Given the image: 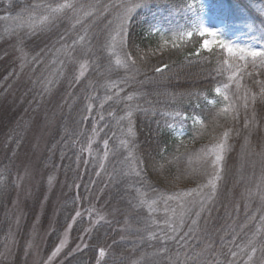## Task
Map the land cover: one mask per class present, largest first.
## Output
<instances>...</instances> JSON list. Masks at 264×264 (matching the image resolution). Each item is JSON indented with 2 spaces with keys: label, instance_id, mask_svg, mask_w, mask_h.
Here are the masks:
<instances>
[{
  "label": "trees",
  "instance_id": "trees-1",
  "mask_svg": "<svg viewBox=\"0 0 264 264\" xmlns=\"http://www.w3.org/2000/svg\"><path fill=\"white\" fill-rule=\"evenodd\" d=\"M190 2L201 6L200 0H0V42L15 40L0 52V251L11 239L15 264L36 219L42 231L49 228L44 261L86 184L93 178L106 184L103 176L111 193L106 207L119 218L96 226L87 247L60 264H176L177 254L181 264H264V207H256V198L264 199V186L256 185L264 184V65L205 50L197 34L182 38L176 21L188 22ZM66 4L72 7L51 12ZM125 4L139 6L130 13V39L121 43L114 29ZM242 4L226 3L231 28L252 26L264 12ZM15 48L19 56L7 61ZM67 90L40 164L63 182L64 201L54 215L37 214L42 187L24 196L17 220L15 157L29 118L43 100ZM194 116L199 125L191 124ZM220 143L225 150L216 162L212 150ZM229 187L250 199L245 217L238 229L223 217L208 230L226 209L220 200ZM84 225H76V236Z\"/></svg>",
  "mask_w": 264,
  "mask_h": 264
},
{
  "label": "rangeland",
  "instance_id": "rangeland-1",
  "mask_svg": "<svg viewBox=\"0 0 264 264\" xmlns=\"http://www.w3.org/2000/svg\"><path fill=\"white\" fill-rule=\"evenodd\" d=\"M242 2L249 4V7L252 10L257 7L259 8L260 5L262 7L264 6V0H200L201 6L195 2L188 3L184 9L185 16L183 18L188 22L181 23L180 20L176 21L179 35L182 38L190 39L193 34H197L203 39L202 46L205 50H211L213 48L224 49L226 55L231 58H235L243 63L251 61L250 57H245L244 60H240L235 54L230 55L226 48H223L220 44V41H223L225 44L246 46L258 50L261 47H264L261 39L264 38V12L260 13L258 20H250L249 22H252V26H248L247 28H231L226 22V19L228 18L226 13V3L233 5L235 8H245ZM251 17L252 16L249 18ZM249 18H247V20ZM247 20L246 18H242V21ZM164 25L160 26L161 29L165 28ZM244 26L247 25L244 24ZM202 29L216 32L217 36L213 37L207 33L201 34ZM1 36L2 35H0V37ZM12 37L13 36L9 35L8 38L2 39V42H0V52L4 48L15 43L14 37ZM205 41L209 42L207 48L204 46ZM14 53L19 56L17 48L12 49V53H9L7 56V61L11 60L10 55H13ZM1 57L3 61H0V64L5 61L3 56L0 55V58ZM75 63L76 60L72 62V64ZM83 75L84 72L78 74V78L80 79ZM68 92V90L61 92L59 95L61 98L59 99L48 97L43 100L37 107L35 113L29 118L28 126L30 129L26 132V140L22 138L24 147L15 157L18 175L16 177L20 187V197H16L18 200L16 199V204L13 208L14 213H17V220L21 218L23 202L26 200V197L24 196H32L34 192L40 193L42 187H46V191L44 197L40 200L38 207L36 208L37 214L44 216V214L49 212V215H54L60 204L64 201L65 196L62 192L63 182H60L56 175L50 176L47 173V170L45 168L43 169L40 164L48 138L53 130L50 126V123L53 121V113L58 112V106H60L61 102L66 99ZM192 120V125L200 123V118L198 117L193 118ZM95 140L96 135L89 138V141L84 148L87 156L90 154L89 149ZM102 164L103 163L101 162L97 173L101 176ZM246 173L247 175L252 174L249 171ZM103 177L106 179L107 184L106 176ZM82 181L83 177L81 179L78 178V183H82ZM106 184L99 182L96 183L94 178L86 184L84 194L80 197L82 199H79L78 210L75 213V216L63 229L62 233L59 235L57 244L53 247L44 261H42L41 258V249L44 237L48 234L49 228L42 231L39 226V224L41 225V222L38 219L33 221L31 223L33 228L32 232L28 235L29 244L24 248L22 261H20L19 264H60L66 257L76 252H80L87 247L88 241L96 226L99 224H114L113 221H116L119 216L113 217L110 206L106 207V203L111 197V193L106 188ZM256 185L264 186V184L261 183H257ZM74 192L76 194V187L74 188ZM224 195L226 200L222 199L220 200V203L221 205H224L222 207H226V209H220L219 214L215 216V222L208 225V230L217 227L223 217H227V222L232 223L233 226L236 224L234 229H238L240 227V222L245 217L246 203H249L250 199H244L242 194L239 195L235 189L231 188L228 191L225 189ZM194 196H196V194H194ZM253 200H255V198ZM256 202V207H264V199L256 198ZM77 213H79V215H77ZM232 217H236L237 222H234ZM22 221H24V219ZM79 222H82L85 225L81 232L76 236L74 231ZM14 249L15 244L9 239L0 251V264H15L16 256Z\"/></svg>",
  "mask_w": 264,
  "mask_h": 264
},
{
  "label": "snow or ice",
  "instance_id": "snow-or-ice-1",
  "mask_svg": "<svg viewBox=\"0 0 264 264\" xmlns=\"http://www.w3.org/2000/svg\"><path fill=\"white\" fill-rule=\"evenodd\" d=\"M139 5L137 4H125L123 5V9L124 11L117 17V20L115 21V32L117 34V36L120 39V42L123 43L125 41V39H130V36L128 35V33L126 32V28L128 23L130 22V13L132 12V9L135 7H138ZM71 8L72 5L71 4H66V5H61L59 7L56 8H52L51 12L53 14L61 11L63 8ZM45 19H48V17H45ZM207 33L208 35H211L213 37L217 36L216 32H212L208 29H202L201 30V34H205ZM81 39H84L83 37H81ZM115 40V37L113 38ZM209 42L205 41V47H208ZM220 44L223 48H226L227 52L232 55L235 54L236 57L240 60H244L245 57H250L251 58V64L255 67L257 63L264 65V47H261L259 50L258 49H253L250 47H246V46H239V45H231V44H225L223 41H220ZM157 72H161L162 69L157 68L156 69ZM219 91V90H217ZM261 93L264 94V86L261 87ZM264 98V97H262ZM225 99H227V96H225ZM253 99H255L253 97ZM129 115H131V113H129ZM185 119H187V117H185ZM131 124V121L129 122ZM245 127H248V123L247 120L245 122ZM129 131L131 132V127H129ZM227 136V133H225V137ZM107 143V142H105ZM225 150V145L223 143H220L217 145L216 148H214L213 154L215 155V159L216 162H219L223 159L222 153ZM209 183L212 186L213 191H215V183L213 181H209ZM202 206V205H201ZM77 215H79V213H77ZM250 251L252 253H255L256 248L253 246ZM101 255H103V250H101ZM233 257L236 255L235 253H232ZM179 254H177V260H176V264H181V262L178 259ZM249 259H251V256L249 257ZM184 264H187V260L184 262ZM233 264H235V261L233 260Z\"/></svg>",
  "mask_w": 264,
  "mask_h": 264
}]
</instances>
